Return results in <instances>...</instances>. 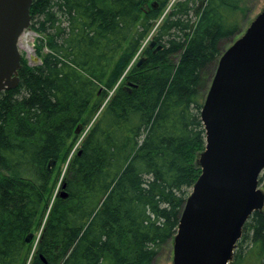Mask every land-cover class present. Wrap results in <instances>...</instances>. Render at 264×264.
Returning a JSON list of instances; mask_svg holds the SVG:
<instances>
[{
    "label": "trees",
    "instance_id": "trees-1",
    "mask_svg": "<svg viewBox=\"0 0 264 264\" xmlns=\"http://www.w3.org/2000/svg\"><path fill=\"white\" fill-rule=\"evenodd\" d=\"M171 1L33 0L41 62L23 59L0 91V264H156L172 249L201 173L206 94L254 1ZM251 255L264 264V210L233 264Z\"/></svg>",
    "mask_w": 264,
    "mask_h": 264
},
{
    "label": "water",
    "instance_id": "water-1",
    "mask_svg": "<svg viewBox=\"0 0 264 264\" xmlns=\"http://www.w3.org/2000/svg\"><path fill=\"white\" fill-rule=\"evenodd\" d=\"M32 3L0 0V91L20 81L18 38L31 25ZM155 44L153 39L149 46ZM201 119L206 131L198 158L201 173L180 216L173 264H233L246 221L264 210L259 181L264 170V8L220 56Z\"/></svg>",
    "mask_w": 264,
    "mask_h": 264
},
{
    "label": "rangeland",
    "instance_id": "rangeland-1",
    "mask_svg": "<svg viewBox=\"0 0 264 264\" xmlns=\"http://www.w3.org/2000/svg\"><path fill=\"white\" fill-rule=\"evenodd\" d=\"M174 1L176 0H172L170 5H169V8L172 6V4L174 3ZM254 2H251V5L250 7L252 8V11L250 13V18H249V22L250 23L255 17L256 15L261 12V10L264 8V0H253ZM169 8H167V10L162 14V16L160 17V19L158 20V23L156 24V26L152 29V31L150 32V34L148 35V37L146 38V40L143 42L142 44V47L140 48V50L138 51L137 55L133 58V60L131 61L130 63V67L134 66V64H136L140 59L141 57L143 56V52H144V49L145 47L150 43V41L153 39L152 37L154 36V33L156 32V28L158 26V24L160 23V21L164 18V16L168 13L169 11ZM249 25V24H248ZM31 30L35 31L32 27L30 28ZM28 29V30H30ZM30 30V31H31ZM37 33V31H35ZM38 36L36 37L35 39V44L37 46V41H38ZM26 38H24L25 40ZM28 39V38H27ZM20 42H23V39L20 40ZM29 43H34V40H32L30 37H29ZM231 45L230 42H227L224 46V49H227L229 46ZM35 46V49H36V54H37V47ZM23 51V55H25V60H27V62L30 64V65H33V64H39L40 62V59L37 61L35 59L32 60V58L28 55L27 51L25 49H22ZM30 58H29V57ZM213 69V68H212ZM129 70V66L128 68L126 69L125 73L123 74V76L119 79V81L117 82L116 86L114 87V89L111 91V94L115 91V89L124 82L125 80V77H126V74ZM86 132V131H85ZM83 136V135H82ZM81 141L78 140V143L75 145V147L73 148V151L77 148V146L79 145V142ZM73 151L72 153L70 154V156L68 157V160L64 163V164H61L60 165V178H59V181L56 185V188L54 190V194H53V198L56 196V194L58 193V191L61 189V182L63 180V176L65 175L66 173V170H67V167L69 165V162H70V159L72 158V154H73ZM264 173V170L262 172V174ZM252 257L249 256L246 258V262L245 264H254V259H250ZM156 264H173V253H172V249L171 250H168V251H165L161 254L160 258L158 259V261L156 262Z\"/></svg>",
    "mask_w": 264,
    "mask_h": 264
},
{
    "label": "built area",
    "instance_id": "built-area-1",
    "mask_svg": "<svg viewBox=\"0 0 264 264\" xmlns=\"http://www.w3.org/2000/svg\"><path fill=\"white\" fill-rule=\"evenodd\" d=\"M28 29H30V28H27V29H25L24 30V32L22 33V35H21V38H25L26 37V39L29 41V37L32 39V40H34V43H31V46H32V48H33V51H32V54L33 55H35V53H36V49H35V39H36V37L38 36V34L35 32V31H33V30H28ZM23 48V47H22ZM24 49V48H23ZM28 53V52H27ZM28 55H29V53H28ZM32 55V56H33ZM30 56V55H29ZM28 56V57H29ZM32 56H30V57H32ZM29 57V58H30Z\"/></svg>",
    "mask_w": 264,
    "mask_h": 264
},
{
    "label": "bare ground",
    "instance_id": "bare-ground-1",
    "mask_svg": "<svg viewBox=\"0 0 264 264\" xmlns=\"http://www.w3.org/2000/svg\"><path fill=\"white\" fill-rule=\"evenodd\" d=\"M21 39H23V42H20L21 47H23L29 53V55L32 56L33 55L32 54L33 48L31 46V44L29 43V41L27 39H25V40H24V38H21Z\"/></svg>",
    "mask_w": 264,
    "mask_h": 264
},
{
    "label": "flooded vegetation",
    "instance_id": "flooded-vegetation-1",
    "mask_svg": "<svg viewBox=\"0 0 264 264\" xmlns=\"http://www.w3.org/2000/svg\"><path fill=\"white\" fill-rule=\"evenodd\" d=\"M155 45H156V44H155ZM155 45H154V46H155Z\"/></svg>",
    "mask_w": 264,
    "mask_h": 264
}]
</instances>
